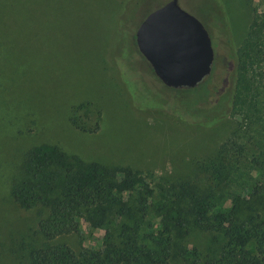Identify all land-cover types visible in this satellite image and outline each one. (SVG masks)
<instances>
[{"label":"trees","instance_id":"16d2710c","mask_svg":"<svg viewBox=\"0 0 264 264\" xmlns=\"http://www.w3.org/2000/svg\"><path fill=\"white\" fill-rule=\"evenodd\" d=\"M210 1L228 21L219 0ZM42 4L41 0H0V98L7 94L16 73L51 68L58 72L59 67L84 58L71 51L78 46L81 31L75 14L68 9L47 12ZM86 10L79 12L86 14ZM115 21L98 38L100 60L109 58L117 40L121 50L125 46L144 60L133 36L126 41L119 38L121 27ZM233 60L232 85L214 107L197 108L216 90H208L204 80L192 89L159 85L173 93L161 99L171 108L167 111L182 112L195 125L221 119L226 113L236 120L235 130L214 156L188 178L165 180L129 167L83 162L46 142L22 148L23 136L34 133L36 124V118L28 117L38 114L27 111L11 116L10 107L0 104V153L12 162L1 188L19 210H34L36 215L32 243L16 242L11 232L10 245H0V258L10 259L15 249H24L27 264H170L175 258L189 264H264V108L259 103L264 91L263 18L253 15ZM118 84L122 86L120 80ZM183 95L201 99L189 105ZM223 103L229 110L222 108ZM90 108L88 103L71 106L68 123L90 131L83 127L82 113ZM198 112L203 118L193 116ZM93 113L97 119L92 129H97L99 117ZM81 230L84 238L86 230L89 235L102 231L97 248L78 245L74 249L59 242V238L80 235ZM193 231L208 235L211 244L205 252L185 245L184 239Z\"/></svg>","mask_w":264,"mask_h":264},{"label":"rangeland","instance_id":"374dc122","mask_svg":"<svg viewBox=\"0 0 264 264\" xmlns=\"http://www.w3.org/2000/svg\"><path fill=\"white\" fill-rule=\"evenodd\" d=\"M36 1L39 0H33L34 3ZM166 1L41 0V6L47 12L57 14L68 9L75 14L81 31L78 46L71 51L84 58L72 66L63 69L59 67L58 72L51 68L41 72L34 70L16 73L12 77L11 83L7 85V94L0 98V104L10 107L8 112V107L4 105L11 116L22 115L27 111L38 114L28 117L29 120L36 118V124L32 125L34 133L23 136L22 148L46 142L83 162L129 167L144 175L151 174L153 178L161 177L165 180L188 178L200 163L214 156L219 144L235 130L236 120L233 117L226 113L221 119L195 125L186 114L175 109L172 113L167 111L171 108L164 106L161 99L173 93L170 90L162 91V84L153 77L146 61L125 46L121 50L116 38L117 41H113L110 48L112 53L109 50L111 57L105 61L100 60L98 38L108 25L114 23V16L118 18L115 24L121 27L119 38L126 41L128 37H134L135 29L144 16ZM177 3L202 23L210 37L213 61L204 82L208 90L212 87L216 89L202 102H199L201 98L188 99L183 95L184 100H188L189 105L191 100L198 101L197 108L214 107L219 96L232 85L233 58L247 33L249 22L254 14L264 19V0H219L228 21L210 0H177ZM81 8H87L86 14L79 12ZM119 54L122 55L121 61ZM123 57L127 60H123ZM119 80L122 86H119ZM87 103L91 105V110L82 111L85 114L83 127L91 130L80 131L71 126L67 118L71 106ZM259 103L264 108V91L259 96ZM223 107L229 110V105L223 103ZM93 111L99 117L97 129H92L93 120L97 119ZM193 116L201 119L204 115L198 112ZM22 122L25 120L22 119ZM245 141L244 137L242 142ZM6 159L5 153H0L1 198L4 195V199L0 200V245H10L11 232L16 242L31 244L32 231L36 225L35 211L19 210L2 191V179L9 176L12 169V162L9 164ZM83 230L80 235L59 238V242L74 249L78 245L97 248L102 231L95 230L89 235L86 230L84 238ZM190 234L184 239L185 245L205 252L211 244L208 235L195 231ZM1 255L6 254L2 252ZM0 260L1 264H27L24 249H15L12 258L1 257ZM170 264L189 263L175 258L170 260Z\"/></svg>","mask_w":264,"mask_h":264},{"label":"water","instance_id":"95a60500","mask_svg":"<svg viewBox=\"0 0 264 264\" xmlns=\"http://www.w3.org/2000/svg\"><path fill=\"white\" fill-rule=\"evenodd\" d=\"M134 42L153 75L167 88L192 89L210 73V37L177 0H167L148 12L135 29Z\"/></svg>","mask_w":264,"mask_h":264}]
</instances>
